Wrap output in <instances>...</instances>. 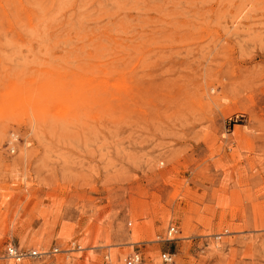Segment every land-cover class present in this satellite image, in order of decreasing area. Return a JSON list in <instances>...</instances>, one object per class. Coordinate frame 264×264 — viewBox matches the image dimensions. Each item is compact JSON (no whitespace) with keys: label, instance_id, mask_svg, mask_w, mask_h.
Returning a JSON list of instances; mask_svg holds the SVG:
<instances>
[{"label":"rangeland","instance_id":"1","mask_svg":"<svg viewBox=\"0 0 264 264\" xmlns=\"http://www.w3.org/2000/svg\"><path fill=\"white\" fill-rule=\"evenodd\" d=\"M134 252L264 264V0H0V264Z\"/></svg>","mask_w":264,"mask_h":264},{"label":"built area","instance_id":"2","mask_svg":"<svg viewBox=\"0 0 264 264\" xmlns=\"http://www.w3.org/2000/svg\"><path fill=\"white\" fill-rule=\"evenodd\" d=\"M177 234V229L174 226H170L166 230L165 238L167 241L173 240L174 236ZM77 250H80L79 247H77ZM58 253L57 249H53L50 253L46 252H37V251H29V252H23L22 250L12 246L8 245L5 250V256L8 259L14 260L16 262H19L20 260L26 258V257H45L47 255H54ZM173 255L169 253H163L160 255V259L163 263H171L172 262ZM124 264H141V258L138 253H132L130 256H128Z\"/></svg>","mask_w":264,"mask_h":264},{"label":"bare ground","instance_id":"3","mask_svg":"<svg viewBox=\"0 0 264 264\" xmlns=\"http://www.w3.org/2000/svg\"><path fill=\"white\" fill-rule=\"evenodd\" d=\"M179 10V9H178ZM5 21V20H4ZM7 33V32H6ZM109 48V47H108ZM87 77V76H86Z\"/></svg>","mask_w":264,"mask_h":264}]
</instances>
